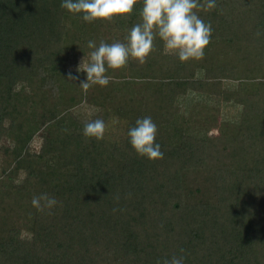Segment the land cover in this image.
Masks as SVG:
<instances>
[{
  "label": "trees",
  "instance_id": "obj_1",
  "mask_svg": "<svg viewBox=\"0 0 264 264\" xmlns=\"http://www.w3.org/2000/svg\"><path fill=\"white\" fill-rule=\"evenodd\" d=\"M142 6L85 22L61 0H0V264H264V0L200 10L212 26L201 59L156 38L141 66L108 69L107 86L70 80L87 42H125ZM96 95L114 120L99 141L74 113ZM146 116L161 159L129 143ZM42 193L53 209L32 205Z\"/></svg>",
  "mask_w": 264,
  "mask_h": 264
},
{
  "label": "clouds",
  "instance_id": "obj_2",
  "mask_svg": "<svg viewBox=\"0 0 264 264\" xmlns=\"http://www.w3.org/2000/svg\"><path fill=\"white\" fill-rule=\"evenodd\" d=\"M137 0H61V7L73 14H79L85 22L111 20L124 17L133 12ZM216 7V0H143L140 21L129 30L125 42L107 43L103 40L97 45L89 40L91 49L88 59L82 57L76 68V75L68 74L70 80L85 79L79 87L87 90L92 85L107 86L111 80L108 69H120L129 59L145 63L159 38L166 52L175 54L181 62L198 60L205 55L206 46L212 34V26L199 15L200 10L208 11ZM107 125L104 119L96 118L83 125V135L96 140L104 139ZM129 143L135 152L150 160L163 158L161 145L156 141L157 125L150 116L138 118L128 129ZM32 205L38 211L53 209L58 201L48 193L33 196ZM184 250L181 249V252ZM162 264H185L184 255L165 258Z\"/></svg>",
  "mask_w": 264,
  "mask_h": 264
},
{
  "label": "rangeland",
  "instance_id": "obj_3",
  "mask_svg": "<svg viewBox=\"0 0 264 264\" xmlns=\"http://www.w3.org/2000/svg\"><path fill=\"white\" fill-rule=\"evenodd\" d=\"M82 59V58H81ZM81 59L79 60H71L69 63V68L70 69H75L77 68V65L80 63ZM129 66H141L140 63L135 60V59H129ZM83 97V96H82ZM104 96L96 95L95 98H83L82 101L79 103V105L75 106L74 108V113L78 118L81 120L89 121L91 119H96V118H102L105 120L106 125L108 129H114V127L111 125V122L114 121L111 119V117L107 118V114L102 112L100 103L102 102V99ZM111 103L107 100L106 107H110ZM221 110L223 114V118L227 120H237L238 115H239V108L228 105V104H221ZM216 130L212 129L211 133H215ZM43 139L37 138L35 142L33 143V146L38 148L40 145L43 143ZM3 156L0 154V161H3ZM29 246V241L28 240H23L21 242V248L26 249Z\"/></svg>",
  "mask_w": 264,
  "mask_h": 264
}]
</instances>
